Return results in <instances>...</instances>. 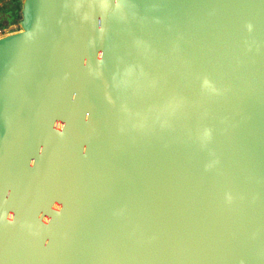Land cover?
I'll list each match as a JSON object with an SVG mask.
<instances>
[{"label":"water","instance_id":"water-1","mask_svg":"<svg viewBox=\"0 0 264 264\" xmlns=\"http://www.w3.org/2000/svg\"><path fill=\"white\" fill-rule=\"evenodd\" d=\"M21 13L0 39V264H264V0Z\"/></svg>","mask_w":264,"mask_h":264},{"label":"rangeland","instance_id":"rangeland-1","mask_svg":"<svg viewBox=\"0 0 264 264\" xmlns=\"http://www.w3.org/2000/svg\"><path fill=\"white\" fill-rule=\"evenodd\" d=\"M16 0H0V39L8 36L9 34H16L23 28L17 20L18 10L13 14L15 7L20 8L21 12L24 8L26 0H19V4L15 3ZM20 5V6H19Z\"/></svg>","mask_w":264,"mask_h":264},{"label":"crops","instance_id":"crops-1","mask_svg":"<svg viewBox=\"0 0 264 264\" xmlns=\"http://www.w3.org/2000/svg\"><path fill=\"white\" fill-rule=\"evenodd\" d=\"M20 6V5H19ZM21 8V7H20ZM20 8H18V16H17V20L19 21L18 23H20V21L22 20V13H21V9ZM22 27V26H21ZM23 30V29H22Z\"/></svg>","mask_w":264,"mask_h":264},{"label":"clouds","instance_id":"clouds-1","mask_svg":"<svg viewBox=\"0 0 264 264\" xmlns=\"http://www.w3.org/2000/svg\"><path fill=\"white\" fill-rule=\"evenodd\" d=\"M57 127H60V125H59V124H57ZM57 207H59V205H57ZM11 215H12V214H11V213H9V219H11ZM44 219H45V220H47V217H44ZM45 243H46V241H45Z\"/></svg>","mask_w":264,"mask_h":264},{"label":"trees","instance_id":"trees-1","mask_svg":"<svg viewBox=\"0 0 264 264\" xmlns=\"http://www.w3.org/2000/svg\"><path fill=\"white\" fill-rule=\"evenodd\" d=\"M15 3L18 5L19 4V0H16ZM16 10H18V9L15 7L13 14H16V12H17Z\"/></svg>","mask_w":264,"mask_h":264}]
</instances>
